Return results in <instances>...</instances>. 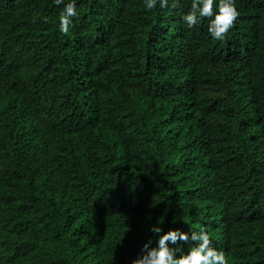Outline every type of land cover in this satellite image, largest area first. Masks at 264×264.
Listing matches in <instances>:
<instances>
[{
    "label": "trees",
    "instance_id": "trees-1",
    "mask_svg": "<svg viewBox=\"0 0 264 264\" xmlns=\"http://www.w3.org/2000/svg\"><path fill=\"white\" fill-rule=\"evenodd\" d=\"M190 5L0 0V264H131L157 220L264 264V0L223 41Z\"/></svg>",
    "mask_w": 264,
    "mask_h": 264
},
{
    "label": "clouds",
    "instance_id": "clouds-1",
    "mask_svg": "<svg viewBox=\"0 0 264 264\" xmlns=\"http://www.w3.org/2000/svg\"><path fill=\"white\" fill-rule=\"evenodd\" d=\"M54 3L63 5L58 17V29L67 34L73 18L78 15L77 0H54ZM168 3L169 0H144V8H165ZM172 7H176V3ZM238 15L236 0H191L190 10L182 14L181 20L187 28L192 29L203 18H209L207 31L211 38L223 41ZM149 231L155 236H150L143 242L140 252L132 259L131 264H227L223 251L214 245L204 228L189 232L179 228L162 231L160 220H157L150 226ZM178 242L189 246L184 247Z\"/></svg>",
    "mask_w": 264,
    "mask_h": 264
}]
</instances>
